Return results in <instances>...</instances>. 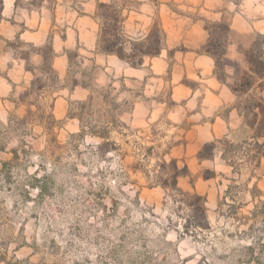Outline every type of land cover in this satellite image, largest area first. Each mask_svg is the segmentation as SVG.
<instances>
[{
  "label": "rangeland",
  "instance_id": "374dc122",
  "mask_svg": "<svg viewBox=\"0 0 264 264\" xmlns=\"http://www.w3.org/2000/svg\"><path fill=\"white\" fill-rule=\"evenodd\" d=\"M100 1L0 0V264H264V159L229 166L224 143L198 159L191 112L214 103L196 77L180 82L198 102L174 91L168 57L185 48L165 41L138 68L98 52ZM113 1L127 36L159 20L177 42L224 21L229 58L243 64L238 48L258 35L264 47V0ZM170 158L178 187L206 198L207 227L186 229L182 197L155 184Z\"/></svg>",
  "mask_w": 264,
  "mask_h": 264
},
{
  "label": "trees",
  "instance_id": "16d2710c",
  "mask_svg": "<svg viewBox=\"0 0 264 264\" xmlns=\"http://www.w3.org/2000/svg\"><path fill=\"white\" fill-rule=\"evenodd\" d=\"M93 18L98 24L97 51L114 55L131 67H140L144 63V58L158 56L163 49L166 35L159 20L154 21L145 34L139 37L127 36L122 31V23L125 20L123 8H117L113 0L98 2ZM204 29L208 36L201 46V51L213 58L216 77L224 82L235 95V107L249 129V135L237 143L227 138L206 142L198 150L197 158L200 160L212 158L218 147L217 143H224L220 157L227 165H234L231 157L235 154L241 155L251 165L257 167L264 159V96L254 92L257 88L264 87L262 36L258 35L249 47L238 48L244 56L243 64H240L226 55V44L230 32L228 23L215 21L205 25ZM42 48L38 49L42 65L50 68L52 47L47 44ZM227 66L233 68L231 76L226 73ZM227 78H231V81L228 82ZM244 145L247 147L244 148ZM158 166L155 184L171 192L172 196L176 193L182 197L181 202L188 210L184 219L185 228L207 227L209 222L206 214V198L196 192L187 193L178 187V178L183 174V169L178 166L177 159L170 158L168 161L162 159ZM211 176L212 174L205 177ZM173 200L176 199L173 198Z\"/></svg>",
  "mask_w": 264,
  "mask_h": 264
},
{
  "label": "crops",
  "instance_id": "0c3cea01",
  "mask_svg": "<svg viewBox=\"0 0 264 264\" xmlns=\"http://www.w3.org/2000/svg\"><path fill=\"white\" fill-rule=\"evenodd\" d=\"M199 28L204 30V27L200 26L197 22L192 23L191 28L186 29V33H182L180 37H178L177 42H173V32L167 26L165 29L163 28L166 35L165 41L168 43V47L172 48L176 45H182L185 48L184 50H173L172 55L168 57L169 60H173L171 66L172 76H174L175 71H178L179 73V81L174 87V91L188 90V94L185 99L190 101L196 98L198 102L196 88L188 87L184 83L180 82L183 78L196 77L200 79V81L206 83V91L204 92L205 97L209 96L214 103L211 106H207V103L204 102L199 103V110L191 112L192 116L195 114V116H197V118L193 120L196 122L191 125L196 129L191 130L190 128L188 131L193 134L192 140L198 141L201 144L222 138H231L230 141L233 139L242 140L249 135V129L245 125L242 116L235 107V95L224 82L220 81L216 77L214 73L213 58L201 51V46L206 41H204L201 36ZM194 30L199 33L198 40L193 35ZM148 58H150L151 62L154 63V59H156L157 56ZM117 59L124 62L119 58ZM124 63L127 64L126 62ZM227 67L226 73L230 76L232 73L227 70Z\"/></svg>",
  "mask_w": 264,
  "mask_h": 264
}]
</instances>
